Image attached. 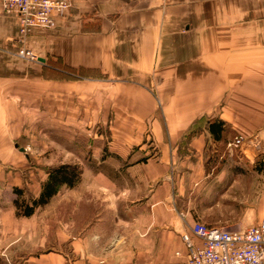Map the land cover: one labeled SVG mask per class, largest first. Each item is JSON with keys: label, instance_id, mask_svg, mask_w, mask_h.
Wrapping results in <instances>:
<instances>
[{"label": "crops", "instance_id": "obj_1", "mask_svg": "<svg viewBox=\"0 0 264 264\" xmlns=\"http://www.w3.org/2000/svg\"><path fill=\"white\" fill-rule=\"evenodd\" d=\"M15 47L44 60L32 67L45 97L62 100L69 88L77 97L86 87L93 94L103 83L109 100L108 83L155 86L151 113L160 105L167 138L156 143L159 158L134 165L144 185L135 202L143 219L139 237L114 234L112 240L113 214H127L132 201L121 189L117 207L110 185L100 208L93 202L91 214H77L72 240H41V248L18 264H175L186 248L174 240L195 221L176 200L202 187L211 195L227 193L245 180V170V195H254L258 178L264 216V0H69L50 29L25 37L0 0V55ZM50 60L97 70L107 80L42 77ZM13 69L12 62L0 63V93L14 83ZM200 118L222 121V130L216 137L206 123L193 130ZM239 137L241 146L228 150Z\"/></svg>", "mask_w": 264, "mask_h": 264}, {"label": "rangeland", "instance_id": "obj_2", "mask_svg": "<svg viewBox=\"0 0 264 264\" xmlns=\"http://www.w3.org/2000/svg\"><path fill=\"white\" fill-rule=\"evenodd\" d=\"M17 50L21 49L15 47L0 55V63L12 62L17 73L14 83L3 85L7 90L0 93V264L20 263L41 248V240H72L77 214L87 217L93 212V202L100 208L104 204V188L110 185L117 192L115 199L112 197L117 207L121 189L134 202L127 214H113L111 236L121 234L127 240H135L139 237L138 223L143 221L135 202L144 185L141 187L137 180L142 171L134 165L159 158L156 143L167 141L160 105L151 113L154 102L150 96L155 86L108 83L106 89L112 97L109 100L104 99L109 95L104 92L103 83H96L94 96L87 93L88 87L79 97L66 87L69 90L65 91V98L56 100L55 94L45 97V86L32 67L39 64V58L35 56L37 62L26 61L16 55ZM47 64L52 68L42 70L41 76L65 83L106 79L97 70L65 68L54 60ZM21 73L25 75L21 77ZM196 121L193 130H199L206 120ZM242 142L241 138L237 148ZM61 165L78 168L76 186L61 187L47 205L35 209L29 218L19 217L13 202L38 197L47 172ZM241 176L245 180L235 183L227 193L211 195L203 187L188 190L176 204L193 212L194 223L231 231L256 226L263 217L258 178L254 195L246 196V170Z\"/></svg>", "mask_w": 264, "mask_h": 264}, {"label": "built area", "instance_id": "obj_3", "mask_svg": "<svg viewBox=\"0 0 264 264\" xmlns=\"http://www.w3.org/2000/svg\"><path fill=\"white\" fill-rule=\"evenodd\" d=\"M69 7V0H1L3 14L17 20L19 32L25 36L35 29H50L53 15ZM16 55L37 62L27 50ZM241 137L227 144L233 150ZM181 236L186 256L176 264H264V216L253 227L231 231L223 227H207L193 223Z\"/></svg>", "mask_w": 264, "mask_h": 264}, {"label": "trees", "instance_id": "obj_4", "mask_svg": "<svg viewBox=\"0 0 264 264\" xmlns=\"http://www.w3.org/2000/svg\"><path fill=\"white\" fill-rule=\"evenodd\" d=\"M203 119L200 118V120ZM196 122L197 121H195V124ZM205 123L207 125V131L213 136H215L218 131L220 132L222 130V125H224V123L220 120H217L214 123H207L205 121ZM79 177L80 172L75 166L61 165L50 169L47 172L46 181L41 185V190L38 197L30 200L19 198V200H15L13 202L16 211L20 212L19 217L29 218L35 209L47 205L61 187L73 189L79 182ZM15 192L21 193L19 190H15Z\"/></svg>", "mask_w": 264, "mask_h": 264}, {"label": "water", "instance_id": "obj_5", "mask_svg": "<svg viewBox=\"0 0 264 264\" xmlns=\"http://www.w3.org/2000/svg\"><path fill=\"white\" fill-rule=\"evenodd\" d=\"M39 63H44V60L42 58L38 59Z\"/></svg>", "mask_w": 264, "mask_h": 264}]
</instances>
